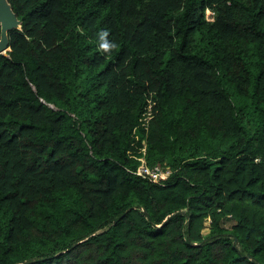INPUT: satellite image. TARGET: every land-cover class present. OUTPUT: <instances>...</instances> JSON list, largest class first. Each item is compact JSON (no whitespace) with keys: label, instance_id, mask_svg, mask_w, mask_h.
<instances>
[{"label":"trees","instance_id":"trees-1","mask_svg":"<svg viewBox=\"0 0 264 264\" xmlns=\"http://www.w3.org/2000/svg\"><path fill=\"white\" fill-rule=\"evenodd\" d=\"M7 1L0 264H264V0Z\"/></svg>","mask_w":264,"mask_h":264},{"label":"water","instance_id":"water-1","mask_svg":"<svg viewBox=\"0 0 264 264\" xmlns=\"http://www.w3.org/2000/svg\"><path fill=\"white\" fill-rule=\"evenodd\" d=\"M20 21L13 13L7 0H0V55H5L10 50L8 44V32L19 30Z\"/></svg>","mask_w":264,"mask_h":264},{"label":"built area","instance_id":"built-area-1","mask_svg":"<svg viewBox=\"0 0 264 264\" xmlns=\"http://www.w3.org/2000/svg\"><path fill=\"white\" fill-rule=\"evenodd\" d=\"M141 164L138 167L136 174L141 176L142 178L149 179L152 182H158L160 180H164L168 176V172L160 167H155L150 169L144 159H140Z\"/></svg>","mask_w":264,"mask_h":264},{"label":"rangeland","instance_id":"rangeland-1","mask_svg":"<svg viewBox=\"0 0 264 264\" xmlns=\"http://www.w3.org/2000/svg\"><path fill=\"white\" fill-rule=\"evenodd\" d=\"M205 17L208 20H212V18H213L212 13L210 11L205 12ZM224 224L226 227H229L231 225L230 221H225Z\"/></svg>","mask_w":264,"mask_h":264}]
</instances>
